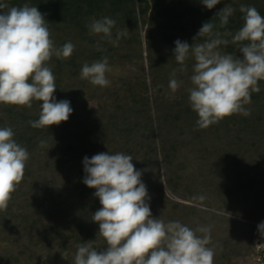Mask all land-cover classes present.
Masks as SVG:
<instances>
[{"label": "trees", "instance_id": "16d2710c", "mask_svg": "<svg viewBox=\"0 0 264 264\" xmlns=\"http://www.w3.org/2000/svg\"><path fill=\"white\" fill-rule=\"evenodd\" d=\"M8 2L10 6H36L55 46L71 42L75 49L70 58L53 56L48 62L56 77V100L70 101L73 109L67 121L34 129L28 122L39 118L42 102L33 101L30 109L0 104V128L11 127L14 139L29 152L23 180L7 209L0 211V245H10L0 248V264H74L77 245L92 241L94 247L106 248L98 223L91 220L102 206L94 196L96 190L83 183L84 157L102 152L132 156L135 168L143 170L141 179L150 197L147 202L152 216L165 223L179 221L195 230L201 221L207 222L203 215L215 220L206 209L174 200L166 193L168 188L179 199L211 207L216 202L208 196L204 195V201L193 199L203 195L202 190L197 191L201 185L193 188L201 177L221 179L225 184V180L232 181L225 189L215 186L224 198L241 192L255 195L257 212L254 206H247L241 217L264 219V81L258 82L260 91L252 93L251 103L244 106L249 116L233 114L198 129V115L188 102L195 61L189 57L181 72L173 54L176 40L189 46L204 42L207 38H193L204 23L211 22L214 32L229 41L219 46L221 53L242 60L240 45L231 42L244 23L240 6H254L264 16V0H220L211 10L201 0ZM225 6L234 12L221 27L217 15ZM103 17L116 21L112 41L118 31L127 32L117 45L89 31L87 25ZM105 56L110 67L107 87L80 78L84 63ZM174 69L180 82L175 92L169 87ZM42 140L46 147L39 146ZM189 169L193 172L187 173ZM249 232L252 256L257 230ZM207 247L215 253L213 264L242 255L231 238L221 240L212 233ZM9 250L19 251L14 254Z\"/></svg>", "mask_w": 264, "mask_h": 264}, {"label": "clouds", "instance_id": "9594fccd", "mask_svg": "<svg viewBox=\"0 0 264 264\" xmlns=\"http://www.w3.org/2000/svg\"><path fill=\"white\" fill-rule=\"evenodd\" d=\"M209 10L220 0H201ZM243 26L232 37L239 44L243 59L232 54H222L219 46L227 45L214 25L206 22L198 31L204 42L189 46L185 41H175L174 59L186 70L185 62L194 59L192 87L188 89V102L197 113L198 129H206L233 114L249 116L244 106L251 103V94L259 92V81H264V16L254 6L241 5ZM234 9L225 6L217 16L220 26L229 23ZM116 21L109 17L93 19L87 25L90 33L102 34L114 45L122 35L112 41V29ZM224 35H231L224 33ZM75 49L71 42L56 47L45 17L36 6H10L8 0H0V104L32 108L33 101H40L37 120L28 123L34 129L59 125L69 119L73 109L70 101H57L55 80L48 62L53 56L70 58ZM110 71L108 57L91 64L84 63L80 78L93 86L107 87ZM177 70L171 73L170 89L175 92L180 82L175 79ZM11 127L0 128V211L8 207L12 194L22 182L29 159L26 147L14 139ZM41 148L46 147L40 141ZM132 156L117 152H102L83 159V183L96 191L101 208L91 220L98 223V234L106 248L94 247L92 241L77 245L74 264H213L214 251L207 247L211 242V230L199 227L195 230L179 221H165L152 216L147 187L142 182L143 170H137ZM194 200L204 201L200 195ZM264 236V222L258 225ZM197 232L203 235H197ZM100 249V250H98Z\"/></svg>", "mask_w": 264, "mask_h": 264}, {"label": "rangeland", "instance_id": "374dc122", "mask_svg": "<svg viewBox=\"0 0 264 264\" xmlns=\"http://www.w3.org/2000/svg\"><path fill=\"white\" fill-rule=\"evenodd\" d=\"M144 35V31L142 32ZM145 63V62H144ZM146 65V64H145ZM193 171L191 169L187 170V173H192ZM223 173H219V176H223ZM215 178H218L217 175L214 176ZM226 184L223 180L219 179H206V177L197 178L195 181V184L193 185V188H198V192L200 190L203 191V195L210 197L208 200L212 201L214 200L216 203H213L211 207H207L203 204H196L184 201L182 199H179L176 195H174L168 188H166V193L170 196V198L189 204L197 206L198 209H206L211 214L214 215L215 220L213 219V216H205L203 215L202 219L204 217L206 218L207 222L202 223L201 221V227H207L210 228L211 233L214 235L216 234L217 237L221 238V240L228 241L230 238L233 240L234 244L238 245V250L242 251V255L239 254V256L232 257L230 260L228 259V262L226 260H223V264H258L259 262L255 260V254L251 256L250 254V237L251 234L249 230L251 228H254V230H257L258 233V225L261 222H264V219L262 220H255V219H248L246 217H241L243 214V210L247 206H254L255 212L256 210V204L254 201L256 200L255 195L249 194V195H243V192L239 193L238 195H235L234 198L230 195L228 197L224 198L223 193H218L215 186H222L223 189L224 186L228 187V184H230L232 181L225 180ZM203 183V184H202ZM228 190V189H227ZM218 195H223L218 196ZM225 200H224V199ZM264 200V198H263ZM264 211L262 210V213ZM260 213V214H262ZM201 219V220H202ZM218 233V234H217ZM256 235V234H255ZM255 236L253 237L254 240ZM10 245L6 242L2 243V246L0 245V248H9ZM236 250V252H238ZM12 253L16 254L19 250H9ZM238 254V253H236ZM35 263L34 261L31 263Z\"/></svg>", "mask_w": 264, "mask_h": 264}, {"label": "built area", "instance_id": "2783aa9c", "mask_svg": "<svg viewBox=\"0 0 264 264\" xmlns=\"http://www.w3.org/2000/svg\"><path fill=\"white\" fill-rule=\"evenodd\" d=\"M254 244V254L255 260L260 262H264V236H261L259 231L255 235L253 240Z\"/></svg>", "mask_w": 264, "mask_h": 264}]
</instances>
